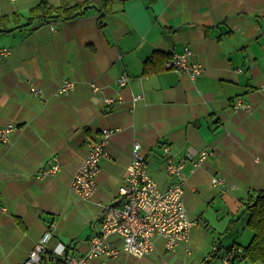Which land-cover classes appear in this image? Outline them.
I'll use <instances>...</instances> for the list:
<instances>
[{"label":"crops","instance_id":"crops-1","mask_svg":"<svg viewBox=\"0 0 264 264\" xmlns=\"http://www.w3.org/2000/svg\"><path fill=\"white\" fill-rule=\"evenodd\" d=\"M39 1L0 0L6 29L25 24ZM46 1L69 7L86 0ZM1 26L0 127L13 131L0 142V264H20L51 224L49 249L61 243L83 254L103 207L117 203L134 143L162 189L174 180L161 146L184 163L182 199L195 224L174 252L156 238L148 256L120 253L87 264H223L227 248L249 243L243 203L264 189V0H116L106 13L94 7L72 20H34L8 32ZM186 48L203 67L194 79L165 62L144 73L154 54L172 57ZM122 74L130 80L119 88ZM65 81L73 91L56 96ZM237 100L250 110L233 109ZM102 129L113 130L108 156L94 195L82 200L70 181ZM203 151L209 155L197 162ZM53 157L60 171L36 178ZM213 178L223 182L212 185Z\"/></svg>","mask_w":264,"mask_h":264},{"label":"built area","instance_id":"built-area-1","mask_svg":"<svg viewBox=\"0 0 264 264\" xmlns=\"http://www.w3.org/2000/svg\"><path fill=\"white\" fill-rule=\"evenodd\" d=\"M12 2L16 0H10ZM8 51L2 49V54ZM167 69L175 72H185L192 79L199 76L203 67L193 60V52L185 49L182 53L174 54L165 62ZM130 77L120 75L115 83L119 88L127 86ZM96 92L98 88L92 85ZM74 89L72 81H65L55 92L56 96H66ZM32 94L38 95L40 90L32 87ZM264 96V83L260 86ZM143 96H135L134 104L142 100ZM106 103H112L106 99ZM233 109L249 111L248 105L241 100L233 105ZM13 131L8 125L0 127V142L6 143ZM113 133L111 129H102L94 142L88 146V154L83 160L78 171L70 181V190L82 200L90 199L96 191V176L99 172L100 161L108 156L107 145L109 137ZM133 153L130 164L127 167L124 183L118 188L115 201L117 205L103 207L98 216L99 230L92 235L87 242V250L83 254H70L68 248L58 243L49 249L48 245L55 230L53 224L49 225L39 241L29 251L26 258L20 264H87L98 258H116L120 253L133 257L150 255L155 249V239L163 240L164 248L168 252H174L179 244L186 242L194 221L189 219L187 209L183 202V192L186 178L183 175L182 162H176L171 158L169 147L161 146L162 157L166 161V172L174 180L167 188H160L148 173V162L140 153L141 145L133 144ZM209 155L207 151L200 153L197 162H201ZM193 156L188 154L187 159ZM195 164V163H194ZM61 169L59 159L53 157L48 165L41 169L36 178L42 179L54 176ZM223 182V179L213 178L212 185ZM218 247L214 246L211 254H216ZM241 248L233 247L229 254H222L223 264H231L230 258L239 254Z\"/></svg>","mask_w":264,"mask_h":264},{"label":"trees","instance_id":"trees-1","mask_svg":"<svg viewBox=\"0 0 264 264\" xmlns=\"http://www.w3.org/2000/svg\"><path fill=\"white\" fill-rule=\"evenodd\" d=\"M116 0H86L78 2L72 6L64 7L57 6L54 7L50 5L46 0H40L34 7L29 10V17L25 24L19 25L16 28H23L30 26L34 20H39L41 22H46L48 20L62 17L65 20H72L81 16H84L87 10L91 8H97L101 13H106L111 9L112 4ZM2 24V30L5 32L11 31L6 29V24L9 21L8 17H3L0 19ZM13 22L15 24L19 23L17 15H14ZM170 55H164L161 53H156L145 62L144 73L158 72L164 62L170 59ZM151 61V65L146 67V64ZM244 212L248 214L247 227L252 232V237L246 246L239 247L241 252L234 254L230 258L231 264L236 262L248 261L251 263L260 262L264 264V189L251 194L246 202L243 203ZM233 247L227 248L222 254H229Z\"/></svg>","mask_w":264,"mask_h":264},{"label":"water","instance_id":"water-1","mask_svg":"<svg viewBox=\"0 0 264 264\" xmlns=\"http://www.w3.org/2000/svg\"><path fill=\"white\" fill-rule=\"evenodd\" d=\"M118 204V202L117 203H114V204H112L111 206H115V205H117Z\"/></svg>","mask_w":264,"mask_h":264}]
</instances>
